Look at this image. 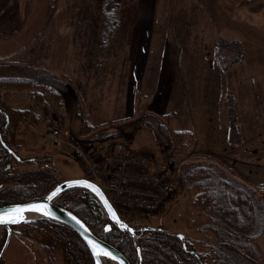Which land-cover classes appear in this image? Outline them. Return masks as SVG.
Returning a JSON list of instances; mask_svg holds the SVG:
<instances>
[{
    "label": "rangeland",
    "instance_id": "rangeland-1",
    "mask_svg": "<svg viewBox=\"0 0 264 264\" xmlns=\"http://www.w3.org/2000/svg\"><path fill=\"white\" fill-rule=\"evenodd\" d=\"M55 1L0 0V12H5L9 21L11 16L14 22H19L15 16L24 13L20 20L24 23L22 27L2 29L0 33V60L5 61L0 73L32 79L37 69L45 68L58 78L69 80L63 107L50 111L47 116L43 109L38 110L39 122L27 121L36 125L34 128L24 122L20 125L17 141L21 156L33 158L49 153L62 181L86 179L82 164L71 148L51 147L46 136L47 125L48 117L55 111L61 113L62 121L55 124L61 137L81 142L93 157L107 158L111 149L127 148L149 154L158 171L172 172L173 166L180 165V157L184 163L190 154L236 156L242 148L245 126L247 129L254 125L262 127L260 149H264V114H257L264 109V0H253L246 6L243 5L246 0H142L141 9L148 12L146 22L151 46L145 76L133 84L127 61L131 44L128 32L137 25L141 0ZM50 8L55 15L47 26ZM46 26L47 33L40 39L38 36ZM15 30L18 31L13 34ZM112 30L114 35L110 33ZM220 38L242 44L241 67L221 68L216 53ZM110 39H115L112 46ZM100 40H104L102 44ZM176 59L177 79L169 85L170 69ZM133 85L135 98L131 99ZM0 95L12 109H28L32 104L28 92L2 91ZM230 96L238 113L240 140L232 142L229 135L224 144L222 138L218 141V115L198 117L197 114L208 107L222 116V111L227 113ZM156 98L160 99V108L166 107L171 132L196 127L199 138L194 144L197 147L188 146L179 151L174 145L170 151L156 129L145 124L143 115ZM196 116L208 136L203 137ZM160 119L164 121L165 117L160 115ZM83 121L87 128L82 132ZM58 152L62 154L56 155ZM223 167L229 172L227 175L248 187L264 181L245 177L239 165ZM179 172L173 174L177 177L175 193L159 211L118 210L119 215L133 227L189 236L197 245L199 240L210 242L214 235L207 229L211 219L194 205L196 191L182 183ZM257 173L264 176V169L260 168ZM106 194L110 196L107 191ZM262 224L259 221V229ZM258 245L264 254V234L258 239ZM262 261L260 264H264V255ZM2 264L49 262L46 258L36 259L30 242L13 234ZM55 264L63 262L57 259Z\"/></svg>",
    "mask_w": 264,
    "mask_h": 264
},
{
    "label": "trees",
    "instance_id": "trees-1",
    "mask_svg": "<svg viewBox=\"0 0 264 264\" xmlns=\"http://www.w3.org/2000/svg\"><path fill=\"white\" fill-rule=\"evenodd\" d=\"M251 1L246 0L243 5H250ZM51 8L49 23L54 14ZM46 33L38 37L41 39ZM216 51L218 62L224 69L244 60V48L239 41L220 38L216 42ZM4 62L0 60V66ZM68 81L58 78L45 68L37 69V75L32 79L0 73V93L28 92L32 100L30 108L17 110L9 108L0 95V207L41 200L63 182L57 174L51 154H38L33 158L20 155L18 149L21 145L17 141V133L22 122L36 123L40 120L38 110L45 108L54 111L64 106ZM229 118L231 141L237 142L240 134L232 100L229 103ZM144 122L156 129L170 151L174 145L179 151L184 150L193 141L192 134L187 131L171 132L168 118L163 121L157 116L145 115ZM86 128L87 124L83 121L81 131ZM179 174L182 183L196 191L194 205L202 215L211 219L212 223L207 229L214 235L210 242L199 240L197 245L189 236H185L182 241L178 235L168 231L141 232V227H134L137 232L135 240L129 232L120 230L112 223L98 198L82 187L64 191L55 198L54 203L77 215L98 238L118 248L131 264H140L138 247L141 251V264L263 262L264 254L258 239L264 234V185L246 186L227 175L229 172L223 165L210 157L187 159L181 165ZM259 221H263L260 229ZM109 225L110 229L107 230ZM20 227L22 229L16 234L30 242L36 259L46 258L49 264L55 263L57 259H61L63 264H95L86 243L64 223L41 218ZM35 243L40 247L36 248ZM104 263L110 264L105 260Z\"/></svg>",
    "mask_w": 264,
    "mask_h": 264
},
{
    "label": "built area",
    "instance_id": "built-area-1",
    "mask_svg": "<svg viewBox=\"0 0 264 264\" xmlns=\"http://www.w3.org/2000/svg\"><path fill=\"white\" fill-rule=\"evenodd\" d=\"M60 111L48 117L46 135L51 147L63 144L71 148L81 162L86 178L110 193L112 205L123 211L153 213L175 192V178L178 168L172 172L154 171L149 154L134 152L127 148L111 149L107 158H95L83 144L69 138L63 139L55 124L61 122ZM111 162H108L110 161Z\"/></svg>",
    "mask_w": 264,
    "mask_h": 264
},
{
    "label": "crops",
    "instance_id": "crops-1",
    "mask_svg": "<svg viewBox=\"0 0 264 264\" xmlns=\"http://www.w3.org/2000/svg\"><path fill=\"white\" fill-rule=\"evenodd\" d=\"M142 7V0L140 1V5L139 8L141 9ZM139 15L137 16V25L131 29L130 28V32H128V34L130 35L128 37V39H130L131 44L130 45V54H128V66H129V78L132 77V84L136 83V79H143L145 76V70H146V62L148 59V54L150 52V46H151V39L149 38V27L147 26V13L146 11H143L141 9V11L138 12ZM55 13L53 14L54 17ZM24 16V13L19 12V14L17 16H15V18L17 20H19V22H14L11 18V16H9L10 21L8 19V16L5 15V12L1 11L0 12V33H2V29H10L16 26H19L18 28L22 27L24 25V23H20L22 17ZM48 18H49V13H48ZM8 20L7 22L5 21ZM23 22V20H22ZM50 23L48 21L47 26H49ZM45 27V30L40 33L39 35L43 34L45 31H47V28L49 27ZM113 29V28H112ZM18 30L13 31V34L15 32H17ZM112 35L113 34V30L110 32ZM115 40V39H114ZM114 40L110 39L109 44L111 43V46L114 45ZM104 40H100V43H103ZM113 41V42H112ZM101 43V44H102ZM244 61V60H243ZM243 64L240 63L238 65H233L229 68H233L235 66L237 67H241ZM222 68V67H221ZM228 68V69H229ZM227 70V69H225ZM177 74H178V59H176V62L174 63V65H172L171 69H170V78H169V85L174 84L175 80L177 79ZM248 90V89H247ZM130 96L131 99L135 98V86L133 85L131 87L130 90ZM167 101H168V97H169V91L167 93ZM158 98H156L155 100H153V102L151 104H149V106L146 108L147 112H145V115H153V116H157L160 118V115H162V117L168 118L169 120V115L166 112V107L160 108L159 106V102L160 99L157 100ZM230 100H233V98L230 96L228 98V107H227V113L226 111H222V116L219 115V113H217L215 110H209L208 107H206L202 112H199L197 114V116H201V115H218V123H220L219 125V133H220V137H218V141L221 142V138H222V143H227L228 142V136L230 135L231 137V125H230V118H229V103ZM234 102V101H233ZM235 104V103H234ZM133 102H132V106H133ZM135 108V106L133 107V109ZM64 109V108H63ZM262 110L260 112H257V114H264V109L261 108ZM24 110V109H22ZM43 113L47 116V114L50 112L47 109H43ZM204 111H206L205 113H203ZM237 114V118H238V113L236 111ZM196 116V120L198 122L199 125V130L203 133V137L208 136L207 134V130L203 129L198 121V117ZM65 119V118H64ZM39 122V121H38ZM24 123H26L29 127L34 128V124L24 121ZM250 129H247V127L245 126L242 129V141H241V150H239L236 154V156L232 157V155H219L217 154L215 157L208 155L206 157H210L212 158L214 161L222 164V165H239V167L241 168V173H244V176L247 178H252L254 180H262L264 179L263 175H259L257 172L259 171L260 168L264 169V167H261V165H264V149H260V145H261V141H262V136H260V128L254 126H249ZM186 127H182V129H184ZM238 128L240 130V126L238 125ZM264 130V129H263ZM181 131V130H180ZM182 131H187L189 133L192 134L193 136V141L190 144V147H193V149L195 147H197V144L195 143V140L197 141L199 138L198 133L196 132V127H190L189 129H184ZM192 131V132H191ZM255 132L253 134V132ZM241 132V131H240ZM66 136L63 138L65 139ZM70 139V138H69ZM231 140V138H230ZM227 141V142H225ZM260 143V144H259ZM259 144V145H258ZM62 147H65L64 149H66L67 147L64 146L63 144H60ZM59 145V146H60ZM69 149V148H68ZM197 153V152H196ZM62 152H58L56 155H61ZM234 155V154H233ZM190 154L189 158H194V156ZM100 160H103V156H99ZM195 157H200V156H195ZM56 158V157H55ZM61 158V157H59ZM180 160L183 161L182 157H180ZM108 162H111L108 161ZM186 162V161H185ZM184 162V163H185ZM152 164H153V170L154 171H158L155 167L156 163L152 157ZM232 170V169H231ZM161 172V171H158ZM260 178V179H259ZM254 185L253 187H259V186H263L264 185V181H259L257 182V184H252ZM262 249V248H261Z\"/></svg>",
    "mask_w": 264,
    "mask_h": 264
},
{
    "label": "water",
    "instance_id": "water-1",
    "mask_svg": "<svg viewBox=\"0 0 264 264\" xmlns=\"http://www.w3.org/2000/svg\"><path fill=\"white\" fill-rule=\"evenodd\" d=\"M88 185H91L92 187H89ZM74 187H82V188L89 190L91 193H93L98 198L102 206L104 207L110 221L114 223L120 230L129 232L130 235L136 240V235H137L136 228H134L133 226H130L127 222H125L120 217L118 211L111 204L107 195L105 194V192L102 190L100 186H98L97 184L87 179L69 180V181H63L61 184L56 186L48 195H46L41 200L28 202L24 204H14V205H7V206L0 207V214H4L10 209L26 208L28 205H31V204H43V205H47V208H45L44 211H47L49 213V215L46 216V215H43L42 212L25 211L22 214L23 222L0 224V228H4L7 230V237H6L5 244L0 253V260L5 254L10 244V241L13 235L12 228L27 225V224H32L41 218H48L54 221L64 223L68 225L69 227H71L74 231H76L78 235L82 238V240L88 246L90 252L92 253L94 257L95 264H105L104 260L109 262L110 264H131L130 261L126 258V256L118 248L98 238L90 230V228L86 225V223L82 221L77 215H75L70 210L60 207L54 203V200L56 197H58L64 191L74 188ZM58 189L59 191H57ZM53 193H56V194L53 196ZM110 208H111V211L109 210ZM113 212L115 213V218H113ZM73 217H75V219H73ZM5 218L7 219V217ZM17 218L18 219L20 218V214H17ZM77 221H79V223H77ZM109 229H110V225L107 227V230ZM146 230L165 231L163 229L141 227V232H144ZM178 237L182 241L185 240V236L183 235H178ZM88 241H92V245H90ZM105 251L109 252L111 255L105 256L104 255ZM94 252L96 254H94ZM138 255L140 257V264H141L142 258H141V251L139 247H138ZM113 256L115 257V259L112 258Z\"/></svg>",
    "mask_w": 264,
    "mask_h": 264
},
{
    "label": "snow or ice",
    "instance_id": "snow-or-ice-1",
    "mask_svg": "<svg viewBox=\"0 0 264 264\" xmlns=\"http://www.w3.org/2000/svg\"><path fill=\"white\" fill-rule=\"evenodd\" d=\"M89 187H92L91 185H88ZM59 191V189L57 190ZM56 193H53V196ZM47 208V205H43V204H31L28 205L26 208H14V209H10L7 212H5L4 214H0V224H7V223H20L23 222V213L25 211H35V212H42L43 215H49V213L47 211H44V209ZM111 211V208L109 209ZM17 214H20V218H17ZM7 217V219L5 218ZM113 218H115V213L113 212ZM73 219H75V217H73ZM77 223H79V221H77ZM88 243L90 245H92V241H88ZM95 247V246H93ZM94 254H96L94 252ZM105 256H109L111 255L109 252L105 251L104 252ZM113 259H115V257H112Z\"/></svg>",
    "mask_w": 264,
    "mask_h": 264
},
{
    "label": "flooded vegetation",
    "instance_id": "flooded-vegetation-1",
    "mask_svg": "<svg viewBox=\"0 0 264 264\" xmlns=\"http://www.w3.org/2000/svg\"><path fill=\"white\" fill-rule=\"evenodd\" d=\"M0 231L3 233V236L0 238V240L2 239V244H1V246H0V253H1V250H2V248H3V246H4V244H5V241H6V237H7V230L6 229H4V228H0ZM12 231H13V234H16V232H18V227H14V228H12ZM17 236H18V234H16ZM13 236V235H12ZM20 236V235H19ZM35 247L36 248H39L40 246L38 245V244H36L35 243ZM3 257H4V255H3ZM3 257L1 258V260H0V264H2L3 263ZM53 264H55V263H53Z\"/></svg>",
    "mask_w": 264,
    "mask_h": 264
}]
</instances>
